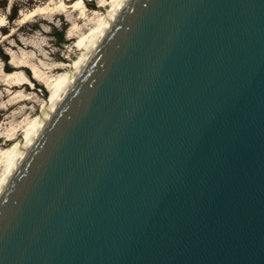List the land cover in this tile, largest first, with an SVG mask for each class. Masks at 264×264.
<instances>
[{
	"label": "water",
	"instance_id": "water-1",
	"mask_svg": "<svg viewBox=\"0 0 264 264\" xmlns=\"http://www.w3.org/2000/svg\"><path fill=\"white\" fill-rule=\"evenodd\" d=\"M0 179V264H264V0H122Z\"/></svg>",
	"mask_w": 264,
	"mask_h": 264
},
{
	"label": "rangeland",
	"instance_id": "rangeland-1",
	"mask_svg": "<svg viewBox=\"0 0 264 264\" xmlns=\"http://www.w3.org/2000/svg\"><path fill=\"white\" fill-rule=\"evenodd\" d=\"M54 1L57 2L53 3L52 0H0V15L6 18L5 22L7 24L3 30H0V38L3 34L16 30L14 37L0 43V150L3 148L2 143L9 139H15L13 142L9 141L12 145L13 143L16 145L19 142L18 140L21 141L25 135V129L29 126L30 119L34 118V116L36 117L35 114L41 115L46 99L51 94L50 87L46 84V78H50L51 75L55 77L70 70L71 64L82 53V50L77 45L78 38H69L70 31L73 32V29H75V23L82 25L84 22L81 21L86 22L84 19L79 20V22L76 20V18L79 19L81 9L77 8L76 10V7H69L67 11H62L58 8V0ZM49 2L54 4H51L53 8L49 9L51 11L38 15L25 24L22 23V13L34 9L39 5H47ZM99 2L100 0H94L92 3L88 2L87 7L90 13L88 14V19L93 20L95 23L98 22L99 15L103 12H95L94 10ZM108 8L109 6L104 7V10L107 11ZM17 41L21 43V46H18L19 44L14 46V43ZM29 43L30 46L28 48L25 47ZM23 60L29 61L31 66H37L36 68L41 74L43 82H39L33 78L31 76L33 71L31 70L26 74L20 70L15 71L13 68L7 66L11 64L10 62L18 63ZM56 65H62V69L55 73L50 71ZM10 71L12 73L9 74ZM15 73L17 76H15ZM25 77L26 80H33V84L36 87L35 91H32L31 88H28V90L19 89L18 87H15V90L11 88V84H15V82L19 84ZM24 98H27L25 102L22 100ZM32 108L36 110L34 116L28 117L26 113H22L23 110H30ZM18 114L21 115L16 119V115ZM17 132L19 136L16 134ZM10 143L8 144L10 145ZM9 145L7 146L13 147ZM4 169L5 159H2L0 161V176L4 172Z\"/></svg>",
	"mask_w": 264,
	"mask_h": 264
},
{
	"label": "bare ground",
	"instance_id": "bare-ground-1",
	"mask_svg": "<svg viewBox=\"0 0 264 264\" xmlns=\"http://www.w3.org/2000/svg\"><path fill=\"white\" fill-rule=\"evenodd\" d=\"M74 1H76V2H74ZM92 1H94V0H58V3H57L58 4V8H60L62 11H67L68 10L67 8H69V7H73V8L76 7V10H77V8H79V9H81L80 15H79V19L76 18V20H78V22H79V20H83V19L86 20V22L85 21H81V22H84L82 25L81 24L79 25V23H75V26H74L75 29H73V32L70 31L71 34H69V38L70 39L78 38L77 45L82 50V53L80 54L79 58L76 59L73 64H71L70 70H68V71H66L64 73H61L60 75H56L55 77L51 75L50 78H46L47 82L46 81L45 82H46L47 86L50 87L51 94H50V97L48 99H46V102H45V104L43 106L41 115L35 114L36 110L34 108H32L30 110H27V109L23 110L22 113H26L28 115V117L34 116V114L36 115V117L34 116V118L30 119V121L28 123L29 126H27V128L25 129L26 131H25L24 137L22 138L21 141L18 140L19 142L16 145H14V143L12 145V143L9 142V141L13 142L15 139H13V140H10V139L7 140L6 139L7 141L2 143L3 148L0 150V161H2V159H5V169H4V172L2 173V175L0 176V179L7 172L8 168H9V166L11 164V160H13L15 158V154H14L15 150L18 148V146L22 142H28L29 141L31 134H33L36 131L37 127H38L40 118L42 116L46 115L50 103L56 101L59 98V96H60V94L62 92V89L66 86V81L72 75V71L76 70L78 68V66H79L82 58L86 54V52L89 51L92 48V46L95 43L98 35L102 33V30H103L104 26L107 23L108 17L110 15L115 14L117 5L122 2V0H100V2L98 3V5L95 7L94 10H95V12L96 11L97 12L103 11V12L99 15L100 18H98L99 19V20H97L98 22L95 23L93 20L88 19L89 18L88 14H90L88 12L89 9L87 8L88 7V2L92 3ZM52 2L55 3L57 1L52 0ZM52 2H49V4H47V5L46 4L45 5L44 4L43 5H39V6L35 7L34 9H31V10H29L27 12L22 13V15H23L22 23L25 24L28 21L33 20L38 15L44 14L47 11H51L49 9L52 8L51 7L52 6L51 4H53ZM72 2H74V3H72ZM107 6H109V8H108L107 11H105L104 7H107ZM57 11H58V9H57ZM57 11H55V12H57ZM2 14H4V13H2ZM5 19L6 18H4L3 15H0V30H3L7 26V24L5 22ZM15 34H16V30H12V32L10 31L7 34H3V36L0 38V43L1 42H6L11 37H14ZM20 44L21 43H18V41H17L16 43H14V46H17V45L21 46ZM29 46H30V43L25 45V47H27V48ZM22 47H24V46L22 45ZM14 62H16V61H14ZM10 63L11 64L7 65L9 68H13L15 71L20 70V71H22L23 73H26V74H28V72H30V70H31V71H33L31 76L33 78H35L37 81H39V82L42 81L43 82V79L41 78V74L39 73L38 69L36 68L37 66L36 67L35 66H31L29 61H24L23 60V61L18 62V63H13V62H10ZM61 66L60 65H56V66L52 67L50 71H52L54 73L56 71H60V69H62ZM10 73H12V72L10 71L9 74ZM15 76H17L16 73H15ZM9 78H11V77H9ZM43 78H45V77H43ZM15 79H18V78H15ZM20 80H22V79H20ZM29 83H32V84H29ZM33 83H34L33 80H30V79L26 80V77H25V79L22 80L19 84H17V82H15V84H11L12 85L11 88L13 90H15V87H18L19 89L23 88V89H26V90H28V88H31L32 91H35L36 87L34 86ZM26 99L27 98L22 99L23 102H25ZM21 114L16 115V119ZM16 134L18 135L19 133L17 132ZM18 136H16V137L18 138ZM8 143H10V145H12L13 147H8L7 146V145H9ZM5 148H7V149L4 150Z\"/></svg>",
	"mask_w": 264,
	"mask_h": 264
}]
</instances>
